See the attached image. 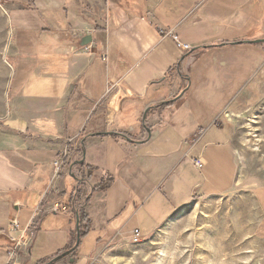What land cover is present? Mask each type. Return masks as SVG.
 I'll return each mask as SVG.
<instances>
[{
  "label": "crops",
  "instance_id": "0c3cea01",
  "mask_svg": "<svg viewBox=\"0 0 264 264\" xmlns=\"http://www.w3.org/2000/svg\"><path fill=\"white\" fill-rule=\"evenodd\" d=\"M4 1L13 75L0 118V264L19 236L13 219L21 229L37 219L19 264H41L75 246L82 214L70 254L80 264L105 243L152 235L196 200L232 193L233 119L256 104L264 77V0ZM66 147L82 155L91 189L79 212L54 213L84 189L71 167L53 180ZM254 195L264 240V187Z\"/></svg>",
  "mask_w": 264,
  "mask_h": 264
},
{
  "label": "rangeland",
  "instance_id": "374dc122",
  "mask_svg": "<svg viewBox=\"0 0 264 264\" xmlns=\"http://www.w3.org/2000/svg\"><path fill=\"white\" fill-rule=\"evenodd\" d=\"M4 2L0 0L7 10ZM9 36V20L0 11V118L7 110L12 73L3 61ZM10 53L9 48L8 63ZM258 86L256 104L233 119L239 174L232 193L196 200L138 243L123 239L105 243L80 264H264V240L254 235L260 212L254 193L264 187V77ZM69 257L67 264H79Z\"/></svg>",
  "mask_w": 264,
  "mask_h": 264
},
{
  "label": "built area",
  "instance_id": "2783aa9c",
  "mask_svg": "<svg viewBox=\"0 0 264 264\" xmlns=\"http://www.w3.org/2000/svg\"><path fill=\"white\" fill-rule=\"evenodd\" d=\"M174 41L176 42L179 49H181L184 52H188L191 50V47L189 45H185L180 43L178 40V37L173 35L171 33ZM82 159V155L74 149H71L70 147H66L63 152L60 153L59 157L53 161V168H54V178L53 180H58L61 175L65 172V169L71 167L74 163L77 161H80ZM194 165L198 170H202L204 168V162L201 158H198L194 161ZM72 173L76 179V181L84 185L83 191L77 190L75 194V199L78 197L80 198L79 203H74L73 205L67 204L63 205L61 201H58L54 203L51 207V211L54 213H68L71 210H77L78 212L83 207L87 196L89 189H91L90 186V177L88 174V171L84 167L75 166L72 170ZM82 192V193H81ZM41 210H37V216H40ZM37 220V219H36ZM33 221L26 229H21L19 226V223L16 219H13L10 223V232L12 233H19V236L17 238H11L10 241L12 243L11 251L8 253V264H19V257L20 253L23 252V250L31 243V239L34 236V227L36 224ZM142 240V237L139 233V231L134 232L133 236V242L138 243Z\"/></svg>",
  "mask_w": 264,
  "mask_h": 264
},
{
  "label": "water",
  "instance_id": "95a60500",
  "mask_svg": "<svg viewBox=\"0 0 264 264\" xmlns=\"http://www.w3.org/2000/svg\"><path fill=\"white\" fill-rule=\"evenodd\" d=\"M0 11H1L4 15L7 16L8 20H9V23H10V17H9V15H8L7 11L2 7L1 4H0ZM11 38H12V31H11V23H10V36H9L8 43H7V45H6L5 53H4V55H3V61H4L5 64H6L9 68H11V70H12L11 65H10V64L8 63V61H7V53H8V49H9V47H10ZM90 41H91V38H90V37H87V38L84 40V43H85V44H88ZM261 42H263V41H255L254 43H261ZM11 74L13 75V70H12V73H11ZM12 75H11V78H10L9 83H8V88H7V90H6V103H7V108H8V93H9V88H10V84H11ZM83 164H84V161H83V160L77 161L76 163H74V164L71 166V168H70L71 172H72V170H73V168H74L75 166H82ZM71 177L75 178L74 175H73V173H71ZM80 236H81V235H80L79 219H78V220H77V241H76L75 246H74L72 249H70L69 251L65 252L64 254H62V255H60V256L54 258L53 260H51V261L49 262V264H53V263H55V262H57V261H59V260L65 258V257L69 256L70 254H72V253L77 249V247L79 246V243H80Z\"/></svg>",
  "mask_w": 264,
  "mask_h": 264
},
{
  "label": "trees",
  "instance_id": "16d2710c",
  "mask_svg": "<svg viewBox=\"0 0 264 264\" xmlns=\"http://www.w3.org/2000/svg\"><path fill=\"white\" fill-rule=\"evenodd\" d=\"M80 167H84V164L82 166H80ZM111 184H112V179L111 178H107L105 181H103L101 183V185H99L98 187L94 188L93 192L105 191V190H107L110 187ZM83 221H84V218H83V215L81 214L79 216V226H80V228L82 226V222ZM82 233L83 232H81V237L83 236ZM45 263H46V261L42 262L41 264H45Z\"/></svg>",
  "mask_w": 264,
  "mask_h": 264
},
{
  "label": "bare ground",
  "instance_id": "6f19581e",
  "mask_svg": "<svg viewBox=\"0 0 264 264\" xmlns=\"http://www.w3.org/2000/svg\"><path fill=\"white\" fill-rule=\"evenodd\" d=\"M254 136H255V134H254Z\"/></svg>",
  "mask_w": 264,
  "mask_h": 264
}]
</instances>
